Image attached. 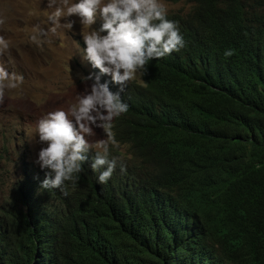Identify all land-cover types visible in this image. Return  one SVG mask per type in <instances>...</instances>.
<instances>
[{
    "label": "trees",
    "instance_id": "obj_1",
    "mask_svg": "<svg viewBox=\"0 0 264 264\" xmlns=\"http://www.w3.org/2000/svg\"><path fill=\"white\" fill-rule=\"evenodd\" d=\"M178 1L185 47L121 92L125 171L99 183L90 152L65 195L18 162L0 264H264V0Z\"/></svg>",
    "mask_w": 264,
    "mask_h": 264
},
{
    "label": "clouds",
    "instance_id": "obj_2",
    "mask_svg": "<svg viewBox=\"0 0 264 264\" xmlns=\"http://www.w3.org/2000/svg\"><path fill=\"white\" fill-rule=\"evenodd\" d=\"M48 8L54 9L47 17L52 27L35 26L30 40L38 46L51 44L59 29L74 27V21L61 23V20L77 15L83 27L89 29L82 33L86 45L82 61L99 69V74L81 75L86 88L76 96L75 102L67 108L49 111L38 120V142L46 146L40 149L36 163L41 169L49 170L41 188L64 191L65 182L75 186L78 174L93 151L91 167L93 171L103 169L98 182L106 184L118 164L121 171H125L123 163L111 156L110 151L118 147L112 131L113 121L128 111L121 92L137 75L147 73L150 61L180 52L186 42L178 22L168 19V9L162 0H48ZM98 13L103 23L99 29H93ZM6 20V16L0 15V26ZM11 47V39L0 35V56ZM224 54L231 57L234 52L227 49ZM104 75L111 77V82L120 90L113 92L108 82L101 83ZM24 81L23 74L9 73L0 64V106L5 102L6 92L20 89ZM88 81H92L90 89ZM97 128L103 130L105 138L92 141L89 138L96 136Z\"/></svg>",
    "mask_w": 264,
    "mask_h": 264
},
{
    "label": "rangeland",
    "instance_id": "obj_3",
    "mask_svg": "<svg viewBox=\"0 0 264 264\" xmlns=\"http://www.w3.org/2000/svg\"><path fill=\"white\" fill-rule=\"evenodd\" d=\"M162 2L169 14L191 11V5L185 1ZM53 10L48 8V0H0V15L7 17L6 23L0 26V35L12 41L9 52L0 56V64L9 73L17 72L25 77L20 89L6 92L5 102L0 106V204L20 178L18 162L40 167L36 160L40 149L46 145L38 142V120L49 111L67 108L75 102L76 96L86 88L80 76L95 72L90 63L82 61V50L86 47L82 33L89 29L83 27L77 15L61 20V23L74 21V27L72 30L59 29L51 44L38 46L30 40L35 26L52 27L47 17ZM102 23L98 13L92 28L99 29ZM134 81L142 82V75H137L129 83ZM91 84L92 81L87 82L89 89ZM95 131L96 136L90 140L105 138L102 129ZM111 149L127 152L120 145Z\"/></svg>",
    "mask_w": 264,
    "mask_h": 264
}]
</instances>
